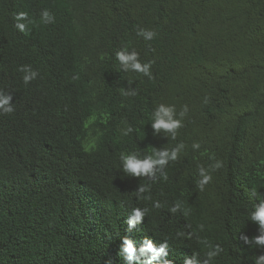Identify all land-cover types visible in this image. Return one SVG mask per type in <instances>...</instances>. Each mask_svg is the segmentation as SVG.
<instances>
[{"label": "trees", "instance_id": "1", "mask_svg": "<svg viewBox=\"0 0 264 264\" xmlns=\"http://www.w3.org/2000/svg\"><path fill=\"white\" fill-rule=\"evenodd\" d=\"M125 48L151 62V79L121 70ZM24 66L39 73L28 84ZM0 91L14 107L0 114V264H130L118 255L125 237L138 255L145 240L167 243L152 264H203L216 245L211 264L264 255L241 239L259 234L253 191L264 195V0H0ZM160 104L178 119L188 107L175 139L154 134ZM181 143L167 179L123 172L121 154ZM201 167L212 177L203 191ZM134 208L148 211L129 228Z\"/></svg>", "mask_w": 264, "mask_h": 264}, {"label": "clouds", "instance_id": "2", "mask_svg": "<svg viewBox=\"0 0 264 264\" xmlns=\"http://www.w3.org/2000/svg\"><path fill=\"white\" fill-rule=\"evenodd\" d=\"M17 23L15 27L21 32L26 30V24L21 23L20 21L28 20V14L26 12L18 13L15 17ZM41 19L43 23H52L54 22L53 15L47 10L41 12ZM31 23V21H28ZM136 35L143 37L144 40L150 41L156 35L155 31L147 30L140 28ZM116 58L120 63L121 70L124 72H138L142 73L145 76H148L149 79L152 78L150 68L152 66L151 62L141 63L139 61V54L132 50L129 52L127 48L122 49L116 53ZM21 71L25 73L23 81L25 84H28L30 81L37 78L39 73L32 70L30 67L24 66L21 68ZM125 95H136V92H125ZM12 99L10 94L0 91V114H11L14 111L13 105L9 104V101ZM188 107L184 105L182 110L179 112V119L174 118L177 115L174 106H167L165 104L158 105L153 114H152V123L151 127L156 130V133H161L163 131L165 134H170L173 139L176 137L177 130L180 129L182 125V119L187 114ZM133 129L128 127L124 131V135L131 133ZM184 145L178 144L176 147L171 150L154 149L151 155L145 156L143 159L139 158L136 153L131 154H121V162L123 167V172L131 177H147L149 180L155 182L157 179L156 173L159 172L162 178L167 179L166 174L164 173V168L170 160L174 161L177 159L178 153L183 149ZM194 148H199V144H194ZM215 168L221 167L220 162H217L214 165ZM200 179L198 181V187L203 191L204 186L207 185L212 177L203 167L199 168ZM155 177V179H154ZM150 186L139 185L138 191H136L137 199L147 198L141 194L148 192ZM253 195L257 197L259 203L254 205V210L250 213V221L258 225V235L249 240L247 236H242L241 239L244 240L245 244H252L260 248H264V195L253 191ZM154 207H160L159 202H155ZM180 207L177 204L171 209L172 212L177 211ZM148 209L144 208H134L131 211V217L128 220L129 228L134 227L137 223L141 222L145 217ZM168 244L163 243L158 248L154 246L152 241L145 240L142 247L139 248V255L137 254V248L134 246L133 241L127 237L123 238V247L118 252L120 254H126L125 258L128 262L139 260L140 257H147V264H152L153 261H161L164 257L167 256ZM210 250L206 252L203 258V264H211L213 259L220 254L222 249L216 246H209ZM106 264H114V262L109 259L106 261ZM164 264H170L169 261L164 260ZM184 264H201L198 256L194 254L192 259H185ZM255 264H264V255H259L255 257Z\"/></svg>", "mask_w": 264, "mask_h": 264}]
</instances>
